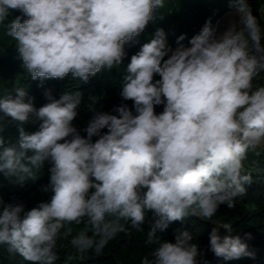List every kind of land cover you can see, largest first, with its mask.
Here are the masks:
<instances>
[{"label":"clouds","instance_id":"1","mask_svg":"<svg viewBox=\"0 0 264 264\" xmlns=\"http://www.w3.org/2000/svg\"><path fill=\"white\" fill-rule=\"evenodd\" d=\"M228 3L235 18L227 28L219 32L209 19L187 45L181 34L173 49L157 28L123 71L122 102L107 112L89 97L84 135L74 125L80 91L56 99L48 89L39 108L27 88L0 96V173L23 187L51 165L42 187L49 201L26 211L0 196V246L10 258L57 264L60 240L81 259L100 257L120 233L144 232L146 223L145 243L153 247L140 264H198L208 251L225 261L254 258L241 236L231 235L232 223L213 219L220 205L233 208L246 195L253 177L244 161L264 147V84L255 83L264 77V27L248 0ZM164 6L165 0H0V26L32 80L71 76L88 83L123 65L126 45L138 42ZM14 11L21 15L9 19ZM28 124L37 127L28 131ZM10 125L14 139L4 136ZM186 217L215 225L206 250L187 230L178 229L174 242L162 239Z\"/></svg>","mask_w":264,"mask_h":264},{"label":"trees","instance_id":"2","mask_svg":"<svg viewBox=\"0 0 264 264\" xmlns=\"http://www.w3.org/2000/svg\"><path fill=\"white\" fill-rule=\"evenodd\" d=\"M253 14L258 18L264 27V0H248ZM228 0H165V6L157 10L156 19L149 23L146 30L137 38L138 42L131 46L126 45L127 55L123 65L117 69L104 72L96 77L90 78L88 83L72 80L71 76L63 80L50 79L43 81L32 80L25 73L20 60L16 58L15 42L8 37L5 28L0 26V96L11 92L15 87L27 88L29 94L34 97V106L39 108L48 103L44 93L51 89L56 99L65 92L80 91L82 102L78 108V116L74 125L81 130L86 127L87 121L92 113L87 110L90 96H97L100 103L96 105L98 110L111 112L114 106L122 101L119 96L121 81L124 69L130 62L132 55L136 54L143 43L148 42L157 28H163L167 35L170 47H177L176 39L181 34H186L183 41L185 45L188 40L199 33L206 21L211 19L212 25L217 26L218 21L229 11ZM21 15L19 11H14L9 19H14ZM163 16V18H161ZM255 83L264 84V77L257 78ZM13 95L15 92L13 91ZM129 107L132 101L126 102ZM134 111V110H133ZM163 111V106H157L156 112ZM36 125H25L26 130L34 131ZM17 129L15 125H10L4 132V136L15 138ZM260 154L249 152L248 158L244 161L245 171L252 174L253 182L247 187L244 197L236 199L235 207L228 208L227 205H220L216 216L217 225L222 222L232 223L234 231L231 235H240L242 240L248 244L249 250L255 253L254 258L244 257L239 260L225 261L216 257L210 251L202 257L198 264H264V147L258 148ZM51 165L47 162L40 170L39 178L36 181L28 180L23 187L10 183L0 173V196L5 202L21 203L25 210H30L38 206L40 202L50 200L51 193L42 191V187L49 182L48 169ZM14 179V178H13ZM148 221L153 220V214L147 213ZM82 227V226H80ZM144 232L131 230L130 235L120 233L103 251L100 257L81 259L79 254L72 249L68 240L58 241L57 251L60 260L57 264H140L144 255L151 252L153 246L145 243L147 227ZM215 227L212 222L200 220L196 217H186L183 221L173 222L168 229L160 233L162 239L174 242L178 229L187 230L193 236V242L198 243L202 250H206L209 243V233ZM250 233L251 239H246L245 234ZM75 234V233H74ZM221 235L228 234L225 229H220ZM71 255L72 260L67 257ZM0 264H27L19 256L10 258L6 246H0Z\"/></svg>","mask_w":264,"mask_h":264},{"label":"rangeland","instance_id":"3","mask_svg":"<svg viewBox=\"0 0 264 264\" xmlns=\"http://www.w3.org/2000/svg\"><path fill=\"white\" fill-rule=\"evenodd\" d=\"M263 11H264V8H263ZM230 18H235V13H227L226 15H224L219 21H218V24H217V29L219 32H223L227 26H228V22H229V19ZM174 49V48H173Z\"/></svg>","mask_w":264,"mask_h":264},{"label":"crops","instance_id":"4","mask_svg":"<svg viewBox=\"0 0 264 264\" xmlns=\"http://www.w3.org/2000/svg\"><path fill=\"white\" fill-rule=\"evenodd\" d=\"M230 12H231V13H233V12H234V10H231V11H229L228 13H230ZM226 14H227V13H226ZM226 14H225V15H226ZM217 24H218V23H217ZM216 27H217V26H216Z\"/></svg>","mask_w":264,"mask_h":264}]
</instances>
